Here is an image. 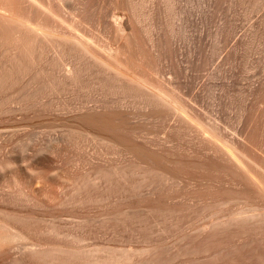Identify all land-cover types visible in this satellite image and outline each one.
I'll list each match as a JSON object with an SVG mask.
<instances>
[{
  "label": "rangeland",
  "instance_id": "obj_1",
  "mask_svg": "<svg viewBox=\"0 0 264 264\" xmlns=\"http://www.w3.org/2000/svg\"><path fill=\"white\" fill-rule=\"evenodd\" d=\"M214 2L180 0L182 14L174 42L176 55L159 64L162 75H145V78L154 85L159 80L175 88L176 93L167 89L174 98L180 97L185 102L190 98L196 105L191 111L202 120L206 118L204 113L215 119L223 127L222 135L234 142L250 170L264 177L260 150L250 147L246 141L248 121L264 108L248 90L264 79V0ZM85 76L74 83L65 75H24L0 92V162L14 160L13 167L0 175V221L12 211L34 212L40 216L44 230H51L55 223L61 225L59 234L28 232L11 245L14 249L7 244L0 245V264L17 258L19 245L24 247L39 238L46 239L49 248L81 246L87 248L90 257H110L118 264H264V223L254 221L258 217H250L253 212L264 214V197L239 193L241 186L233 182L238 186L234 188L230 176L217 171L190 170L188 174L173 176L171 171L176 159L206 158L197 146L195 130L186 136L174 129L176 115L160 120L150 114V106L128 97L135 100L128 104V110L130 124L140 128L139 138L152 149L166 153L162 170L141 169V172L130 158L123 163L113 154H106L99 137L74 134L72 139L70 119L95 99H105L96 83L104 75ZM213 84H217L215 91ZM27 95L29 102L24 100ZM113 95L105 96L114 100L117 95ZM240 106L244 108L242 117ZM236 128L239 134L235 133ZM114 162L126 164L127 171L113 173L114 176L100 171ZM35 169L42 171L39 178L32 171ZM16 195L20 203L23 199H19L25 196L27 201L13 203L11 198ZM139 199L145 202L139 204ZM30 203L37 206L32 207ZM117 209L130 211L133 218L121 219L114 213ZM245 218L247 221L242 220ZM78 227L86 234L97 233L80 237ZM104 228L113 230V234H103Z\"/></svg>",
  "mask_w": 264,
  "mask_h": 264
},
{
  "label": "bare ground",
  "instance_id": "obj_2",
  "mask_svg": "<svg viewBox=\"0 0 264 264\" xmlns=\"http://www.w3.org/2000/svg\"><path fill=\"white\" fill-rule=\"evenodd\" d=\"M217 1L218 0H215L214 3ZM179 4L180 0H0V92L3 93L2 90L8 89L14 80L17 82L21 79L19 78L17 80V78L23 77L24 75H65L67 80L71 79L74 83L79 82L82 75H86L85 78L87 75H104L96 80V83H98L97 85H99L102 90L100 91L101 93L103 92L105 99H95L93 101L94 103H91L92 105L86 106L85 109L70 119L71 131L69 135L71 137L74 134H81V136L83 134H90L91 136L99 137L102 141L100 143L107 149L106 154L111 153L118 160H122V162L129 158L133 159L137 170H162L163 162L166 160V153L164 151L160 153L152 149L151 145L139 138L141 137L139 136L140 128L130 124L131 116L129 114L130 109L128 110V104L130 102L133 103L135 100H141L146 106L151 107L150 110H152L150 114L160 120L166 121L170 115H176V123L178 125L175 123L174 129L177 132L186 133L184 135L187 136L190 132L196 131L197 146L201 154L206 156V158L190 161L181 158V160L176 159V161H173L174 163L176 162V166H174V164L173 170L171 171L173 176H177V174H188L190 170H203L205 172L217 171L229 175L232 183L239 184L241 186L240 191L237 190L239 193L243 192L250 196L257 195L259 198L264 197V177L260 176V173L256 175L250 170V165L248 166V163L245 162L246 160H243L245 157L242 158V155L238 154L234 142L222 135L223 127L206 113H204L206 117L205 120H202L200 116L193 113L191 109L195 104L190 98L188 102H185L180 97L174 98L175 96H171L167 89L169 88V90H173L176 93L177 90H175V88L167 87L159 80L157 81L158 84L154 85L145 78V75H162L159 64L162 61L172 59L176 55L174 42L180 30V19L182 14V9ZM222 30H224V28ZM216 34L219 33L217 32ZM212 77L215 78L214 76ZM33 80L32 78V81ZM260 81L257 87L254 85L251 87L249 86L248 90L251 94L257 96L258 102L264 104V79ZM53 84L55 85V83ZM213 85L215 91L217 89V84ZM86 86L88 87V84ZM83 87L85 86L83 85ZM56 88H58V86ZM40 89L41 88H39V90ZM43 89L44 88H42V90ZM77 89H79V87ZM220 89L223 90V88ZM42 92H44V90L41 91V93ZM109 94H115L117 98L115 97L116 99L113 100V98L110 99V96V98L106 99V97L109 96L105 95ZM129 96L133 97L135 100H130L131 98L129 99ZM29 98L30 97L27 95L24 97V100L28 101ZM240 110V117H242L244 108L240 106ZM257 113H255L253 118H250L246 126V134L248 133L246 141L250 147L260 150L261 161L264 162V108L259 115H257ZM253 122L255 124H253ZM252 125L254 126L251 127ZM234 130L236 134H239L237 128ZM52 147L53 146L50 147V150L53 149ZM56 149H58L57 146ZM56 149L54 147L53 152ZM197 151L198 150H196V152ZM198 157L200 156L198 155ZM130 163L133 164V161L129 162V164ZM13 165L14 160L11 159L0 162V175L3 176L5 171L12 168ZM126 168V164L124 165L120 162L116 164L114 162L107 165V167H101L100 171L104 170L107 174L111 175L113 173L121 174L120 172L127 171ZM32 171L35 172L38 178L39 175L42 174V171L36 169ZM96 172V174H99V171ZM87 173L85 174L87 175ZM82 175L86 176L84 174ZM261 175L264 174L262 173ZM90 180L88 179V181ZM234 183L233 186L235 188L236 184L234 185ZM90 184L92 183L90 182ZM141 184L139 188H141ZM92 185L94 186V184ZM234 188L232 187V189ZM112 189H114V187ZM110 191L112 190L110 189ZM235 192H233V194ZM250 196L244 195V197L248 198ZM24 198H26V196ZM24 198L19 199H23L21 203H24ZM255 199H250V201H256ZM11 200L13 203L17 204V195L12 197ZM158 201L161 202V200ZM143 202H145L143 199L137 201L139 204ZM18 203H20V201H18ZM258 203L256 205L260 204ZM30 205L36 207L37 203H30ZM247 207H249V205ZM255 207H251L250 209H254ZM256 208L258 209V207ZM129 212L130 211L124 209H119L114 213L116 216L127 221L133 218V215ZM250 212L252 211L250 210ZM242 215L243 213L240 216L243 217ZM248 215L244 216L246 217ZM6 216V219L0 221V245H10V249L13 248L11 245L15 241L27 236L28 232L34 234L38 232L42 234L46 232H55L59 234L61 230V225L56 223L51 226V230H44L40 226V216L36 215L34 212L22 213L12 211L11 213H7ZM250 217L252 219L258 217L259 219H254V221H261L264 223V214L253 212L252 215L250 213ZM236 220L237 219H235V221ZM242 220L247 221V219ZM232 222H234V220H232ZM240 226L242 227L243 225ZM205 228L209 229V227ZM2 230L4 232H1ZM78 230V236L80 237L97 233V231H89L90 233L87 232V234L83 233L80 227H78ZM215 232L216 231H214V233ZM204 233L206 234V232ZM245 233L248 232L246 231ZM103 234H113V230L104 228ZM226 234L228 233L226 232ZM21 242L24 244V241ZM25 245L24 247H20V245L17 247L19 250L18 254H16L17 258L13 260L9 259L12 261L7 264L119 263L116 262L117 260H111L110 257H90L88 256L89 253L86 250L87 248L81 246L67 247L65 245H58L54 248H49L46 239L43 238H39L37 241L33 240L31 243L29 242ZM53 250H57L55 251L56 253L53 252Z\"/></svg>",
  "mask_w": 264,
  "mask_h": 264
}]
</instances>
